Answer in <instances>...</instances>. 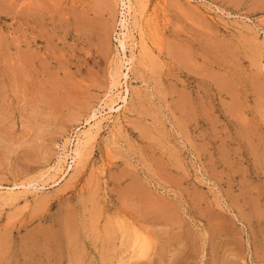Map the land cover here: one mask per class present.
<instances>
[{
    "label": "rangeland",
    "instance_id": "1",
    "mask_svg": "<svg viewBox=\"0 0 264 264\" xmlns=\"http://www.w3.org/2000/svg\"><path fill=\"white\" fill-rule=\"evenodd\" d=\"M134 2L0 0V264H264V0Z\"/></svg>",
    "mask_w": 264,
    "mask_h": 264
},
{
    "label": "bare ground",
    "instance_id": "2",
    "mask_svg": "<svg viewBox=\"0 0 264 264\" xmlns=\"http://www.w3.org/2000/svg\"><path fill=\"white\" fill-rule=\"evenodd\" d=\"M73 1V0H72ZM125 1V0H124ZM54 2V1H53ZM56 2V1H55ZM45 3H46V0H45ZM57 3V2H56ZM56 3H55V5H56ZM61 3V2H60ZM125 3V2H124ZM134 3H136V2H134V0H126V4H124V5H127V8H129V9H131V10H133L134 12H135V8H134ZM42 5V4H41ZM46 6V5H45ZM61 6V5H60ZM126 8V7H125ZM50 9V8H49ZM49 11V10H48ZM127 11V10H126ZM131 12V11H130ZM136 13V12H135ZM139 13H141V12H139ZM139 13H138V16H139ZM128 14H129V10H128ZM132 14L134 15V13L132 12ZM51 15V14H50ZM141 15V14H140ZM130 16V15H129ZM128 16V17H129ZM135 16V15H134ZM137 16V15H136ZM127 18V17H126ZM137 18V17H136ZM139 18V17H138ZM150 18V17H149ZM129 19H131V18H129ZM135 19V17L133 18V20ZM142 19V18H141ZM137 20H139V19H137ZM124 21V20H123ZM136 21V20H135ZM126 22V21H125ZM124 22V23H125ZM129 22V21H128ZM137 22V21H136ZM131 23V22H130ZM129 23V24H130ZM124 25V24H123ZM128 26V23H127V25L125 24L123 27L125 28V29H123V30H126V31H123V32H121V36H120V39H119V42H120V46H121V48H122V50H123V53H124V58H125V56H127V49H128V46L129 47H134V44L132 45L131 44V42H133V40H132V29L130 30V28H128L127 27ZM131 26V28H134V27H132V25H130ZM134 26H136V24H134ZM137 27V26H136ZM135 27V28H136ZM139 28V27H138ZM137 28V29H138ZM139 30V29H138ZM142 31V30H141ZM139 32L138 34L140 35L142 32ZM149 32V31H148ZM143 34V33H142ZM141 34V35H142ZM133 36H134V34H133ZM140 37V36H139ZM142 37H143V35H142ZM144 38V37H143ZM140 40H138V42H139ZM141 41H143V45H144V47L142 46V44H141V47H143L144 49H146L147 47H146V43H145V41L144 40H141ZM140 41V43H142ZM134 43V42H133ZM136 43V42H135ZM145 43V44H144ZM148 44V43H147ZM138 46H139V44H138ZM148 46V45H147ZM131 48H129V49H131ZM135 48V47H134ZM143 50V49H142ZM129 52H130V50H128ZM132 51V50H131ZM133 52V51H132ZM143 53V52H142ZM133 58H132V57ZM131 59H130V61H128V65L129 66H127V70H128V72L127 73H123L125 76L124 77H126V78H128V76H129V72H130V67H131V65H133L132 64V60L133 59H135L134 58V56L131 54ZM122 58V57H121ZM127 58V57H126ZM122 60V59H121ZM127 60V59H126ZM124 62V61H123ZM121 63V62H120ZM126 63V62H125ZM119 64V63H118ZM117 64V65H118ZM124 66V65H123ZM119 67H121V64L119 65ZM118 67V69H120ZM117 68V67H116ZM115 68V69H116ZM118 69H117V71H118ZM115 71V70H114ZM117 71H116V75H119V74H117ZM120 72V71H119ZM121 73V72H120ZM122 75V74H121ZM112 76V75H111ZM114 76V75H113ZM113 76H112V80L114 79L115 80V78H113ZM123 76V75H122ZM116 77V76H115ZM130 78V77H129ZM113 80V81H114ZM116 81H117V77H116ZM115 81V82H116ZM111 82V81H110ZM117 82H119V81H117ZM117 84V83H116ZM111 85H113V83L111 84ZM119 86V85H118ZM114 87V86H113ZM111 88V87H110ZM114 88H116V87H114ZM126 88V87H125ZM129 88V87H128ZM128 88H126V90H125V95H123L122 97H121V102H122V105H118L117 107H116V109L115 110H119L120 108H123L125 105H127L126 103H127V99H128V94H129V89ZM115 90H117V89H115ZM113 92V94L114 95H117V94H115L114 92L115 91H112ZM117 92V91H116ZM109 92H107V94H108ZM119 93H120V91H119ZM119 95V94H118ZM106 96V95H105ZM109 96V95H108ZM107 96V97H108ZM111 96V95H110ZM121 96V95H120ZM109 99V98H108ZM115 99H116V97H115ZM114 99V96H112L111 98H110V101H111V103H110V105L108 106V108H109V110L110 111H113L114 110V108H115V103H116V101L117 100H115ZM119 100V99H118ZM118 102V101H117ZM121 102H120V104H121ZM108 102H106V103H104V104H107ZM101 108V107H100ZM107 109V108H106ZM124 109V108H123ZM98 111V110H97ZM116 111V112H117ZM101 112V111H100ZM98 113H99V111H98ZM107 113V112H106ZM93 115V114H92ZM104 115V114H103ZM105 115H107V114H105ZM102 117V114H94L92 117H93V119H98L97 121H95L94 123H88L87 122V125L89 124L90 126H88L89 128H87L86 130H79L78 129V133L77 134H75L76 136H75V144H74V147L72 148V150H70L71 152L70 153H65V152H63L62 153V155L60 154L59 156H60V158H58V159H60L59 161H57V164H56V166L55 167H52V168H54L53 169V171H56V172H58L59 171V169H61L59 166L60 165H62V164H60V162L62 161L63 162V160H65V158L68 156V155H71V157H72V161H71V165H69V167L67 168V169H65V171H67V173L66 172H64V173H66L65 175H67L68 173H70L71 171H72V169L74 168V165L75 164H77V163H79V161H81L80 159H81V157L83 156V152H85V150H84V148H85V146L87 145V138L90 136V134H91V132L92 131H96V132H94V133H97L100 129H102L101 128V126L99 125V122H101L100 120H99V117ZM104 118V117H103ZM103 118H102V120H103ZM107 120V119H106ZM88 121V120H87ZM86 126V125H85ZM82 127V126H81ZM92 128H94V129H92ZM80 131V132H79ZM98 134V133H97ZM92 136H93V133L91 134ZM93 138H95V137H93ZM89 139V138H88ZM90 139H92V138H90ZM67 141V140H66ZM88 141H90V140H88ZM69 143V142H68ZM89 143V142H88ZM86 144V145H85ZM63 145V144H62ZM64 145H65V142H64ZM63 145V146H64ZM64 148V147H63ZM66 148V147H65ZM86 149V148H85ZM62 150H64V149H62ZM69 151V150H68ZM61 153V152H60ZM66 161V160H65ZM51 168V169H52ZM62 171V170H61ZM50 172H52V171H50ZM45 173V172H44ZM49 173V172H48ZM42 174V173H41ZM49 174H51V173H49ZM48 174V175H49ZM52 174H55V173H52ZM44 175V174H43ZM42 175V176H43ZM46 175V174H45ZM48 175H47V178H48ZM57 175V174H56ZM55 175V176H56ZM62 175H64V174H62ZM54 177V176H53ZM62 177V176H61ZM41 178V177H40ZM55 178V177H54ZM45 179V178H44ZM42 181H45V180H42ZM45 182H47V181H45ZM30 183V182H29ZM36 183V182H35ZM42 183V182H41ZM56 183V182H55ZM31 184V183H30ZM29 184V185H30ZM33 184H34V182H33ZM50 184V183H49ZM54 184V183H53ZM23 185V184H22ZM27 185L28 184H26V188H27ZM39 185V184H38ZM42 185V184H41ZM15 186H17V185H15ZM19 186V185H18ZM17 186V187H18ZM21 186V185H20ZM34 186V185H33ZM14 187V186H13ZM29 187V186H28ZM25 188V187H24ZM32 188V187H31ZM36 188V187H35ZM38 188V187H37ZM35 189V190H39V188L38 189ZM11 189V188H10ZM14 189V188H13ZM34 189V188H33ZM34 190V191H35ZM11 191V190H10ZM1 192V191H0ZM8 194V193H7ZM10 194V193H9ZM1 195V194H0ZM3 195V194H2ZM8 198H9V196H8ZM137 237V236H136ZM140 238V237H139ZM139 241V240H138ZM140 242V241H139ZM137 246H138V244H137ZM140 246V245H139Z\"/></svg>",
    "mask_w": 264,
    "mask_h": 264
}]
</instances>
